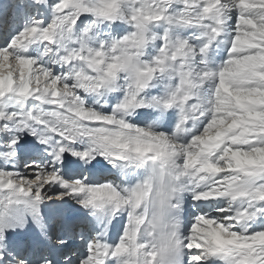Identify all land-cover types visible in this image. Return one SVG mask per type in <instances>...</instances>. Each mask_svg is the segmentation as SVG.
Wrapping results in <instances>:
<instances>
[{
  "label": "snow or ice",
  "instance_id": "snow-or-ice-1",
  "mask_svg": "<svg viewBox=\"0 0 264 264\" xmlns=\"http://www.w3.org/2000/svg\"><path fill=\"white\" fill-rule=\"evenodd\" d=\"M0 264H264V0H0Z\"/></svg>",
  "mask_w": 264,
  "mask_h": 264
}]
</instances>
